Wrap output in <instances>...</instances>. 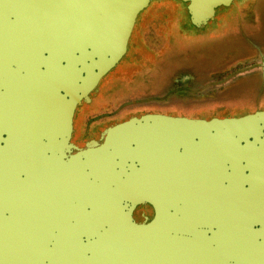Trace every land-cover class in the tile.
Returning a JSON list of instances; mask_svg holds the SVG:
<instances>
[{
	"label": "water",
	"instance_id": "obj_1",
	"mask_svg": "<svg viewBox=\"0 0 264 264\" xmlns=\"http://www.w3.org/2000/svg\"><path fill=\"white\" fill-rule=\"evenodd\" d=\"M152 1L0 0V264H162L176 247L168 233L183 232L185 220L174 189L164 200L150 182H177L176 136L227 131L241 151H258L264 111L210 121L133 117L109 127L103 143L73 152L77 107L130 56L137 18ZM176 1L199 31L241 2ZM258 178L264 189V168ZM145 203L155 217L137 222L133 208ZM229 225L248 243L249 234H264V219Z\"/></svg>",
	"mask_w": 264,
	"mask_h": 264
},
{
	"label": "rangeland",
	"instance_id": "obj_2",
	"mask_svg": "<svg viewBox=\"0 0 264 264\" xmlns=\"http://www.w3.org/2000/svg\"><path fill=\"white\" fill-rule=\"evenodd\" d=\"M235 7H239L243 12V25H245L243 33L237 31L239 28L235 29L238 23H242L236 16ZM227 15L228 18H219L206 29L199 31L190 27L185 8L180 2L152 1L140 14L141 22L136 40L154 51L147 55L146 63H139L142 51H138V47H135L126 58L135 60L130 69L123 74L118 72L109 77L98 92L93 107L99 109L104 115L103 119L107 121L126 119L144 111L191 117L221 116L226 111L231 117H240L258 108H264V0H241L229 9ZM161 49H163V57L158 56ZM224 60H228L225 65L216 68L231 67L230 73L243 68L248 71V77L232 83L226 95L217 94L210 101L201 96L196 99L192 96L177 98L167 93V88L176 79L181 78L179 75L198 76L199 73H204L206 67L221 64ZM219 104L227 108L216 107ZM208 105L209 107H206ZM227 138L231 145L234 144L236 150H240V146L235 141L236 137L225 131L219 138L214 139L215 143L219 144L220 152ZM257 167L260 172L264 168L261 158L257 161ZM224 173V167L220 165L219 174L214 181L218 187V196H215L213 203L214 218L201 219L198 216L194 222L190 212H184L181 214V219L185 220L182 230L206 231L207 220L210 221V226L214 225L215 231H224V224H226L225 230H229V219L224 218L228 215L226 198L223 195L224 184L228 185V182L224 180ZM203 176L207 178L210 174ZM158 180L154 178L150 182L151 189L155 188L156 192H159ZM239 181L237 171L233 173L231 170L230 184L233 187L230 195L231 201L233 200L231 204L243 199L242 191H239L236 185ZM173 182L167 177V190L177 186V182ZM174 200L176 201V198ZM232 207L233 205L230 214L244 211L243 208ZM204 208L211 210L210 201L204 200ZM234 246L236 259L231 264H239V244L235 243ZM221 248L223 249L222 246Z\"/></svg>",
	"mask_w": 264,
	"mask_h": 264
},
{
	"label": "flooded vegetation",
	"instance_id": "obj_3",
	"mask_svg": "<svg viewBox=\"0 0 264 264\" xmlns=\"http://www.w3.org/2000/svg\"><path fill=\"white\" fill-rule=\"evenodd\" d=\"M235 11L238 19L242 21V23L236 25L235 29L239 28L237 31L243 33L245 31V25H243V12L239 7H235ZM140 14L137 18V24L133 30L131 39L134 46L136 48L138 47L137 50L142 51L139 63H146V61H148L147 55H150L149 53L154 51V49H149L136 40V34L138 33L137 30H139L141 22ZM202 40L203 39L199 41ZM160 52L161 53L158 56L163 57V49H161ZM134 61L135 60L131 61V59L126 58L122 59L100 80L97 88L90 93L89 99L83 100L77 107L73 119V133L71 139V146L74 148V153H77L80 149L86 148L87 143L89 142L95 141L99 144L103 143L104 132L109 127L128 121L133 117L140 118L147 114H163L206 121H210L213 118H231L230 113L226 111L223 112V115L221 116L211 115L208 117H191L187 115L183 116L163 112L144 111L141 114L138 113L126 119L120 118L115 121L104 120L103 113L99 109L93 107V102L95 101L98 92L102 89L107 80H109L110 76L118 72H122V74L127 72ZM227 61L228 60H224L221 64L206 67L205 70H203V74L197 72L199 73L198 76L190 75L188 77L179 75L181 78L176 79L174 83L167 88V93L173 94L177 96V98L192 96L196 99L201 96L210 101L217 94L223 93L222 95H226L230 91L232 83H237L248 77V71L246 72V69L244 68L237 69L233 73L229 72L231 67H226L225 69L216 68L225 65ZM236 76L238 77L236 78ZM164 89L166 91V88ZM206 107H209V105ZM216 107L222 109L227 108L222 106V104H219ZM257 111H264V108H258L252 113ZM214 134V131L211 130L206 137H184L178 135L175 138L174 172L177 175V186L172 189L175 191V209L177 210L178 219H181V214L184 212H190L192 215L191 219H193L194 222L195 219H198V216H200L201 219L214 218L213 203L215 196H218V187L214 181L217 179V174H219L220 165H223L224 167V180H227L228 182V185L224 184L223 191L228 211V215L224 216V218L229 219L228 227H230V219H264V189L261 188L258 183L259 178L257 167V161L260 160L262 149L264 148V136H260V134L257 135L258 140L261 141H256L255 148L258 149V151H241V148L239 147L240 150H237V152H231V143H229V138H227L226 143L223 144V150L220 152L219 144L214 141V139H216ZM166 162V158H160L162 166L159 169L162 173H165L168 170L165 164ZM238 169H240V171ZM231 170L233 173L237 171L240 181L239 184L236 185L239 191H242L243 194V199L235 201L232 204L231 202L233 200L231 201L230 197L231 190L233 189L232 184H230ZM204 174H210V176L205 178L203 176ZM159 188L161 191H164L165 200V191L167 189L166 183L160 184ZM205 199L207 202L210 201L211 210L204 208ZM231 205H233L232 208H243L244 211L230 214ZM155 214V208L150 203L137 205L132 211V216L137 222H143L146 219L150 221L155 217ZM207 222V230L203 232L183 231L168 233V236L174 238L173 241L176 247L172 252L173 257L164 256L163 260H169L174 262V264H231L236 259L234 244L238 243L239 264H264L263 233L249 234V236H253L254 239L248 243L247 233L225 230L226 224H224V231H215L214 225L210 226V221L207 220ZM164 261H162V264H165Z\"/></svg>",
	"mask_w": 264,
	"mask_h": 264
},
{
	"label": "bare ground",
	"instance_id": "obj_4",
	"mask_svg": "<svg viewBox=\"0 0 264 264\" xmlns=\"http://www.w3.org/2000/svg\"><path fill=\"white\" fill-rule=\"evenodd\" d=\"M260 186V185H259Z\"/></svg>",
	"mask_w": 264,
	"mask_h": 264
}]
</instances>
